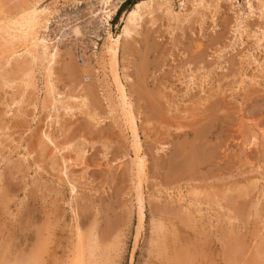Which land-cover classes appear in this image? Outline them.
Segmentation results:
<instances>
[{
    "label": "rangeland",
    "instance_id": "rangeland-1",
    "mask_svg": "<svg viewBox=\"0 0 264 264\" xmlns=\"http://www.w3.org/2000/svg\"><path fill=\"white\" fill-rule=\"evenodd\" d=\"M8 1L1 15L25 0ZM183 1H173L176 14ZM247 1L239 0V11L226 1L215 4L214 20L202 9L193 12V2L179 21L157 10L122 46L121 74L129 77L123 82L147 161L140 235L134 148L114 112L115 91L90 89L88 109L68 114L59 105L54 113L50 99H43L46 63H38L40 100L50 104L37 114L30 106L33 89L26 99L20 80L15 90L0 78V264L15 263L20 251L42 241V264H71L82 234L96 243L87 246L86 264H264V19H247L249 39L234 37ZM47 2L63 21L70 14L79 22L90 16L85 0ZM79 26L86 34L87 25ZM87 34L60 42L63 54L50 80L63 98L93 82L85 73L71 74L65 62L70 54L72 66L86 68L93 54ZM21 58L9 66L0 58L7 81L18 79ZM191 72L197 86L186 85L183 77ZM15 100L18 107L7 108ZM46 131L55 145L45 142Z\"/></svg>",
    "mask_w": 264,
    "mask_h": 264
},
{
    "label": "bare ground",
    "instance_id": "bare-ground-1",
    "mask_svg": "<svg viewBox=\"0 0 264 264\" xmlns=\"http://www.w3.org/2000/svg\"><path fill=\"white\" fill-rule=\"evenodd\" d=\"M6 1L7 0H0V45H1L0 50L1 52H3L2 53L3 55L4 53L7 55V56L4 55L6 57H2L3 55L0 57V58H5L4 60L1 59L2 60L1 62L3 63L4 61L6 62V66L7 64L9 66L11 65L10 62L15 58L20 57V59H22L21 57H23L25 60L20 63L17 62L18 63L16 65L17 69L15 70L19 74V76H17L18 79L15 78L10 81L6 80L7 79L5 77L6 72L5 73L3 72L5 71L6 66L4 67L3 71L1 70L5 75L3 73L0 74V78L6 83L5 85H7L9 89H13L15 85L17 84V81L19 82L20 80L21 82V83L19 82L21 84L20 89L22 90L25 89V90H23V93L19 92V94L20 93L22 94V96L18 94L19 97L21 96L24 98L25 94H27V91L30 89H33L30 91L32 92L34 91V94L36 93L35 94L36 103L30 106L34 108L35 113L39 114L40 111H42L43 106L49 103L48 102L46 104L45 103L46 101L43 99H46V100L50 99V101L52 102L50 108L54 109V113L57 112L58 114V112L60 111L59 107L62 106L63 108L62 110H64L66 113L73 114L77 111H82L84 109L89 108L88 104H89V90L90 89L94 88L95 90L96 88H101L104 93L108 92V89H110L111 93L113 92L112 90L115 91V93L113 94H115L117 98V104L115 105L116 106L115 109L117 110L114 111L112 109V111H114L115 113L117 112L120 115L121 119L123 120L125 128H127L128 132L131 134L132 145H133L132 148H134L133 151L135 155V160L133 162L135 166L136 180H137L135 183V189H136V200H137V205H138V208H137L138 209L137 210L138 211L137 235H138L139 231L144 226L145 218H146L145 212H144L145 197H144V192H143V182H144L143 178L146 176L147 161L143 153V145H142V140L140 138V128L137 124L138 118L136 116L134 104L132 102V96L127 90V82L126 83L123 82V79L128 81L129 77L127 75L122 76L121 74L122 46L125 42L130 41L135 35L139 34V28L141 27L142 23L148 17L152 19L154 14L157 12V10L166 12V14L170 18H172L173 21L174 20L179 21L181 20V17L186 18L188 16V15L187 16L185 15L184 10H186L188 3L193 2L194 3L193 4L194 6L192 7L193 12L197 11L198 9H202L204 10L203 12H205V16H209L212 18V20H214V16H212V13H213L212 10L216 9V6H214L215 4H219L221 1H226L232 6L234 10H237V11L242 9V5H240L239 0H184L183 2L180 3L181 12L176 14L174 12L175 10H173V7H172L174 0H142L139 3L133 5L130 9L125 10L123 12L117 24V27H116L118 29V33L113 34L111 31V27H112L111 22L113 21L114 17L117 16V13L121 9V7L128 0H85L86 3L89 5L88 16L90 15L85 22L89 24H92L94 22L98 23L99 26L97 27L96 31L102 29L103 38H101L100 36L98 37V41L102 42V44H97L91 41L92 40L91 38L97 37L96 35H91V37H89L90 38L89 43L93 44L96 50L91 52L93 54L89 53L90 51L87 52V55L88 54H91V55L86 57V59L88 60V63L85 69H80L77 66V64H75V66H72V64L74 65V62L76 61L73 56L68 54V57L66 58L65 62H67L68 70L71 72V74H79V72L85 73L86 76L84 77V80H88L89 76H91L93 79V82L90 85H80L76 92H73L70 95L66 96V98H63L61 94L56 93L55 87L51 83V80H50L52 77V70H53L52 68L56 64L57 60L60 59L61 55L63 54V51L60 48V41H62V43L64 41L62 40L63 36L62 35L60 36V34L64 30V27L66 28L68 27L70 34L75 37V40H78L83 35L87 37L88 31H86V34H85L83 28L80 27L77 22L73 24L72 19L70 17L71 14L63 18L64 19L63 21L62 17L60 16L61 14L59 13L57 9H50L48 7V5L46 4L48 3L47 2L48 0H25L23 2H19V5L16 6L14 11L10 10L11 11L10 13L8 12V14L6 15L4 14L1 15V8L3 6L2 3H5ZM94 3H96V5H94ZM82 4L83 3H78V5H82ZM4 5H6V3ZM243 8L246 14L244 15V17L240 16L239 18L238 16V19L236 20V24H235V30H234V37L237 40H240V42L245 39H249L247 37L248 36L247 34L251 33V31L249 30V27L247 26L248 24L247 19L253 18V17L264 19V0H248L245 7ZM55 18H58V19L56 20ZM54 19H55L56 28L51 30L52 21ZM65 21H68V22H65ZM58 28L59 30H57ZM84 54L86 55L85 51H84ZM38 63H40V65H44V63H46V67L44 66L45 69H42L41 67L42 69L41 71L45 72L46 77H47L45 85H43L44 88L43 89L41 88L45 95L43 96L42 102L40 100L41 90L39 89L40 87H38L37 83L35 82V76H34V68L35 66L39 67L37 66ZM122 70L124 72L128 71L127 68H123ZM183 78L185 79L187 83L185 84L188 85L189 87L198 85V77H196L195 73L193 72H191L190 75L185 76ZM12 84H15V85L13 86ZM16 87H15V90H16ZM19 87L20 86H18V88ZM199 87H201L202 89L203 84L199 85ZM26 96H28V94ZM21 97L20 99H22ZM39 101L41 102V106L38 105ZM13 106L18 107L16 100L12 101L11 104H8L7 108H9L10 110H13L12 108ZM111 108H113V106ZM47 109H49V107H47ZM50 113L48 115V119L49 121L50 120L54 121ZM92 114H95V113H92ZM88 116H90V118L91 117L93 118L92 119L94 120L93 122L96 121V118H94L93 116L91 115H88ZM99 124H100V121H99ZM43 135H44L45 142L47 144L55 145L53 143V138L51 137L50 132L48 133L46 131ZM80 229L77 228V230H80ZM79 232L81 231H78V233ZM82 235L79 236L80 238H79V243L77 245L76 256L71 264H86L85 261L87 259L86 258L87 256L85 255V253H87L88 251L87 246H89L88 248H90V245L93 243V241L92 243H89L91 238H83ZM86 241H87V244H86ZM42 242H39L41 244H38V247L36 246L37 249L35 248V246L29 245V247L26 249L25 252L20 251L21 254L19 253V256L15 258L16 260H14L15 263L13 262V264H42L43 254L46 249V244H45L46 242L44 241ZM96 246L98 245H95V247ZM91 247L94 250L97 248V247L95 248L94 246H91ZM16 250L17 249H15V252L17 253ZM7 251L9 252L8 254L12 255L14 250L7 249ZM93 251L91 250V253L89 252L90 255L92 254ZM13 259H14V255H13ZM9 261L4 262V264H11ZM86 262L90 263L88 260Z\"/></svg>",
    "mask_w": 264,
    "mask_h": 264
},
{
    "label": "built area",
    "instance_id": "built-area-1",
    "mask_svg": "<svg viewBox=\"0 0 264 264\" xmlns=\"http://www.w3.org/2000/svg\"><path fill=\"white\" fill-rule=\"evenodd\" d=\"M88 19V18H87ZM86 19V20H87ZM86 20H84L83 22H79V20L78 19H76V20H72V22H73V24L74 23H78V25L79 24H81V23H84V24H86L87 25V27L85 26V30L86 31H88V33H89V37H91V35H96L97 37H94V38H91L92 40L91 41H93V42H95V43H97V44H102V42H100V41H98V37L100 36L101 38H103V32H102V29H100V30H98V31H96L97 30V27L99 26L98 25V23H96V22H94V23H96L97 24V27H94V23H92V24H89V23H86L85 21ZM66 22H68V21H66ZM111 24H113V21L111 22ZM64 25H65V23H64ZM89 25V26H88ZM113 27V26H112ZM111 27V31L113 30V28ZM66 27H64V30L61 32V34H60V36L62 35L63 37H62V40L64 41L67 37H70L71 36V34H70V31L68 30V27L65 29ZM93 37V36H92ZM89 40H90V38H89ZM61 42V41H60ZM91 47H92V51H95L96 49H95V46L93 45V44H91ZM84 62V61H83Z\"/></svg>",
    "mask_w": 264,
    "mask_h": 264
},
{
    "label": "trees",
    "instance_id": "trees-1",
    "mask_svg": "<svg viewBox=\"0 0 264 264\" xmlns=\"http://www.w3.org/2000/svg\"><path fill=\"white\" fill-rule=\"evenodd\" d=\"M141 0H138L137 2H133L132 3V0H128L126 3H125V5H123L122 7H121V9H120V12H119V14L118 15H120V14H122L125 10H126V8L128 7V6H133V5H135V4H137V3H139Z\"/></svg>",
    "mask_w": 264,
    "mask_h": 264
}]
</instances>
